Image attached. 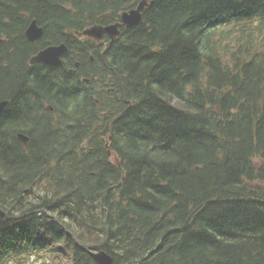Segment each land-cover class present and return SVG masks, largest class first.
Instances as JSON below:
<instances>
[{
  "label": "trees",
  "instance_id": "obj_1",
  "mask_svg": "<svg viewBox=\"0 0 264 264\" xmlns=\"http://www.w3.org/2000/svg\"><path fill=\"white\" fill-rule=\"evenodd\" d=\"M139 1L0 0V264H264V0H147L100 93L28 64Z\"/></svg>",
  "mask_w": 264,
  "mask_h": 264
},
{
  "label": "flooded vegetation",
  "instance_id": "obj_2",
  "mask_svg": "<svg viewBox=\"0 0 264 264\" xmlns=\"http://www.w3.org/2000/svg\"><path fill=\"white\" fill-rule=\"evenodd\" d=\"M103 17H105V15ZM118 21H120V19L108 23H100L98 25L106 26L117 23ZM122 28L124 27H120L119 31H121ZM82 31L74 30L71 32V34L69 35V38L71 39L70 44L65 42H58V43L55 42L48 44L44 47H41L38 50L40 51L51 45L64 44L67 50L60 57L61 59L60 65L49 66L46 64L37 63L35 65H31V67H33L34 69L38 68L39 71L43 72L42 74L37 72V75L41 78L47 72H50L54 76L65 75L67 79L70 78V81L65 79L64 83H68L73 88L70 89L71 92H74L75 90L74 88H77L75 87L77 84L78 86L82 84L85 87L84 89L87 88L88 91L90 92L88 95H90L91 93L93 94V92L100 93L101 91L104 90V87L99 84L98 87L94 89L92 86H90L91 80L90 77L88 76L89 73H92L93 71V66L95 64V58H96L95 56L98 55V53H101L102 55L104 54L107 45L110 44L109 43L110 39L107 35H104L100 40H95L82 35ZM36 53H34L33 55H35ZM28 64H29V60H28ZM59 83L61 82H57L56 84ZM45 109L46 111L49 112H54L55 110V108L52 105L46 103L44 104V107L42 106V110Z\"/></svg>",
  "mask_w": 264,
  "mask_h": 264
},
{
  "label": "water",
  "instance_id": "obj_3",
  "mask_svg": "<svg viewBox=\"0 0 264 264\" xmlns=\"http://www.w3.org/2000/svg\"><path fill=\"white\" fill-rule=\"evenodd\" d=\"M150 2V1H149ZM147 0H141L135 8L124 11L120 14V22L101 26L94 25L82 31V35L92 39L100 40L104 35H107L112 42L119 36V28L125 27L126 29L139 25L142 22V12L149 5ZM151 3V2H150ZM43 30L36 23V20H32L25 30V37L29 42H35L41 38ZM67 48L64 44L48 46L29 60L30 65L37 63L46 64L49 66H57L61 64V55L66 52ZM9 101H0V116L5 111ZM17 139L27 147L28 137L22 133L17 134ZM0 215L4 217V213L0 210ZM90 256L95 264H112V257L103 250H89Z\"/></svg>",
  "mask_w": 264,
  "mask_h": 264
},
{
  "label": "rangeland",
  "instance_id": "obj_4",
  "mask_svg": "<svg viewBox=\"0 0 264 264\" xmlns=\"http://www.w3.org/2000/svg\"><path fill=\"white\" fill-rule=\"evenodd\" d=\"M29 264H40V263L38 261H33V262L29 263Z\"/></svg>",
  "mask_w": 264,
  "mask_h": 264
}]
</instances>
